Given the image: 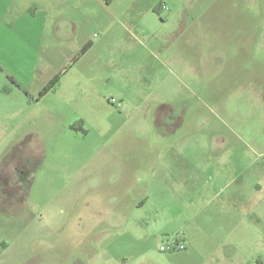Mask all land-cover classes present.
<instances>
[{
	"label": "rangeland",
	"instance_id": "1",
	"mask_svg": "<svg viewBox=\"0 0 264 264\" xmlns=\"http://www.w3.org/2000/svg\"><path fill=\"white\" fill-rule=\"evenodd\" d=\"M91 1L129 32L93 28L100 43L36 108L4 95L0 76V264H180L159 247L190 224L191 193L214 192L212 172L154 181L137 134L155 124L152 105L183 101L200 163L212 132L230 138L228 179L264 207V72L245 79L246 64L264 62V0Z\"/></svg>",
	"mask_w": 264,
	"mask_h": 264
},
{
	"label": "crops",
	"instance_id": "2",
	"mask_svg": "<svg viewBox=\"0 0 264 264\" xmlns=\"http://www.w3.org/2000/svg\"><path fill=\"white\" fill-rule=\"evenodd\" d=\"M91 2L0 0V76H4L6 80L1 87L4 95L12 93L20 98L23 94L21 89L9 81V77H12L29 92L30 97L26 96L31 102L35 101L34 108L40 106L50 92L39 100L36 97L53 77L70 67L82 48L91 42L90 50L72 64L62 78L64 81L70 72L85 64L83 62L87 55L100 43L101 39L98 40L99 37L95 38L92 34L93 28L103 35L118 25L122 30L124 26L121 19L115 15H111L109 19L100 17L97 9L92 11ZM124 29L129 32L128 28ZM246 66L245 79L247 77L252 80L253 70L264 72V62L254 65L258 69L251 63ZM258 79L255 78L254 83L264 86V79ZM82 80L85 79L80 78L78 90L82 87ZM82 89L85 93V86ZM89 94L88 89V98ZM261 95L264 96V87ZM78 96L80 95H71V98L81 107L85 98L83 96L78 99ZM182 102L179 100L178 103L173 101L171 105H152L143 113L145 117L154 118L155 124L152 128L137 132L146 141L142 151L144 154L146 152L149 159L154 181L164 177L168 181L176 179L186 183L189 179H194L201 182L202 176L212 172L211 182L216 193H202L205 189L209 191L207 183L199 189V193H191L190 206H194L190 212L191 222L176 230L180 235L176 241L181 240L186 247L185 252L170 254L166 259L180 264H235L234 260L238 257L239 264H264V207H252L244 185L241 183L235 188L232 186L234 178L228 179L231 139L212 132L211 142L204 144L207 149L209 147L211 155L201 163L198 162L194 154L196 151L188 142L202 132L187 125L188 111L182 109ZM52 107L45 111L48 119L52 118L55 111L54 106ZM18 112H14V115ZM159 119H163V125L159 124ZM131 137L135 141L133 134ZM210 169H214V172ZM167 212L170 211L162 210V213ZM183 213L185 212L181 211L177 215ZM250 245L261 247L260 255L255 258L249 256Z\"/></svg>",
	"mask_w": 264,
	"mask_h": 264
},
{
	"label": "trees",
	"instance_id": "3",
	"mask_svg": "<svg viewBox=\"0 0 264 264\" xmlns=\"http://www.w3.org/2000/svg\"><path fill=\"white\" fill-rule=\"evenodd\" d=\"M92 47V43H88L86 44L82 50L80 51V53L77 55V57L73 60L72 64H75L82 56H84ZM71 64V66H72ZM70 66V67H71ZM68 67L67 69L61 71L60 73H58L55 77H53V79L40 91L39 95H38V99L44 97L45 95H47L49 92L57 89V87L59 86L63 76L68 72V69L70 68ZM0 70H2V68L0 67ZM9 81L15 85L17 88L21 89L23 91V93L25 95H27L28 97H30L29 92L23 88L22 85H20L15 79H13L12 77H9Z\"/></svg>",
	"mask_w": 264,
	"mask_h": 264
},
{
	"label": "built area",
	"instance_id": "4",
	"mask_svg": "<svg viewBox=\"0 0 264 264\" xmlns=\"http://www.w3.org/2000/svg\"><path fill=\"white\" fill-rule=\"evenodd\" d=\"M112 103H115V100L111 101ZM186 249L185 245L181 242L180 239L175 241L173 244H168L166 246H160L159 250L162 253H171V252H179L184 251Z\"/></svg>",
	"mask_w": 264,
	"mask_h": 264
}]
</instances>
